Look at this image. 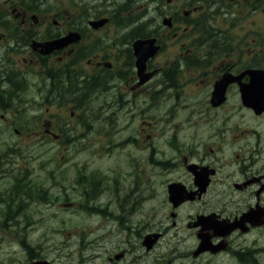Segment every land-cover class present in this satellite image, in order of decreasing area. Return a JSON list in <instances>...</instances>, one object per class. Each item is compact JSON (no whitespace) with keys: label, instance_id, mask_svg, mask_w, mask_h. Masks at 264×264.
Listing matches in <instances>:
<instances>
[{"label":"flooded vegetation","instance_id":"flooded-vegetation-1","mask_svg":"<svg viewBox=\"0 0 264 264\" xmlns=\"http://www.w3.org/2000/svg\"><path fill=\"white\" fill-rule=\"evenodd\" d=\"M94 1L75 0L73 12H57L50 0H0V117L8 121L7 117L27 113L20 102L40 94L52 116L74 117L82 98L108 115L120 110L129 119L120 129L117 146L146 150L149 163L158 167L155 175L167 181L163 190L172 184L171 191L177 194L176 201L168 198L176 216L173 227L178 225L177 210L189 208L193 255L204 241L212 249L194 256L210 253L221 264L225 252L240 264H264L258 240L264 229V0H240L247 4L246 25L226 29L158 25L147 34L124 27L123 13L112 11V0H100L105 3L103 11L84 12L80 7L81 2ZM133 1L139 0L129 2ZM102 19L103 24L90 26L91 20ZM146 37L156 38L159 48L140 67L133 43ZM58 39L61 43L48 45ZM177 71L182 92L173 90ZM247 83L254 108L242 103L241 87ZM44 121L51 130L53 121ZM106 173H75L74 191L83 197L79 205L86 203L84 196L104 189L116 192L119 212L129 211V205L138 210L144 200L138 191L152 174L137 170V183L124 186ZM182 197L189 199L181 201ZM122 218L116 216L119 224ZM257 231L256 253L235 247ZM162 239L145 251L152 252ZM98 255L109 264L141 261L128 247L108 246ZM157 259L155 264H167Z\"/></svg>","mask_w":264,"mask_h":264},{"label":"rangeland","instance_id":"rangeland-1","mask_svg":"<svg viewBox=\"0 0 264 264\" xmlns=\"http://www.w3.org/2000/svg\"><path fill=\"white\" fill-rule=\"evenodd\" d=\"M58 1L60 7H53L57 12H73L74 6L72 3L65 0ZM200 1L204 3L206 0ZM217 1L218 2L207 5L205 9L208 13L216 14L224 18H232L235 24H247V20H245L247 16H244V12H242L243 9H241L242 4H237L238 1H234L233 3H224L221 0ZM55 3H57V0H55ZM172 3V15L174 16L176 13L181 15L184 10L192 9L194 6L199 5L193 0H173ZM81 6L87 8L91 5L81 2ZM168 8L169 6L166 0H160L159 6L150 3L148 0H140L133 5V12L134 14H141L142 17L140 16L137 22L134 23L136 26L142 24L146 17L148 20L147 24H153L155 21L153 15H156V17L160 16L161 23L162 17L163 15L165 16ZM124 9L125 6H118V10L124 11ZM178 14L176 16L180 17ZM123 15L125 17L128 16L125 14V11ZM240 15L241 17H239ZM135 16L136 15L126 17V22L130 23ZM134 28V24H130V29ZM178 82L181 83L180 79ZM127 119L129 118H126L120 110L117 112V125L119 130L115 131V137L109 139L106 143L107 146L113 145L119 140L121 136L120 129L126 124ZM97 124L98 120H95L93 127H96ZM136 124L135 122L130 128ZM141 124L142 117L140 116L138 118L139 127ZM130 128L128 133H133ZM110 135L108 126H102L94 133L93 140L103 143ZM40 137L36 135L32 136L31 139H23L9 131L0 133V154L5 151L10 144L22 146V149L18 152V162L10 164V170L6 174L0 173V207L6 210L8 205H15L21 211V218H23L25 213L24 208H27L29 212L33 214V219L40 228L31 231L28 236L26 222L24 220L22 221L24 223L21 225L24 229V233H18L17 237H14V232L11 230L7 231L0 229V264H29L27 262L28 257L26 250L21 242L23 235H25L26 238L28 236L30 242L32 241L37 247H40L39 243L43 244L45 248L49 247L52 250L49 254L53 255L50 258H55L56 264H109L98 255L99 252L103 251L108 246L117 247L118 249H120V247L132 248L133 258L138 259L140 257L141 261L138 264H155L157 258L158 263L164 261L167 264L189 263L190 258L185 255V253H189L193 248L192 240L187 239L189 230L187 227L189 208L179 210L178 225L173 227L171 225L172 219L170 218L173 207L169 205L168 195L163 190L167 181L161 180L155 175L158 167L157 165L153 166L149 163V153L146 154V150L140 148L136 150L132 148L134 145H127L125 148H115L111 153H108L97 147L99 143H91L89 138L82 139L86 140L84 142H80L82 140H78L77 143L72 142L71 149H68V147L65 149L62 148V146H65L62 144L73 140L69 138H64L62 144L58 143V141H51L43 147L42 144L39 143ZM157 142H159V140L155 139L154 144L157 145ZM93 145H96L95 149ZM160 147L161 146L157 145V149ZM43 162L48 164V175L42 170V167L44 168L45 165V163L42 165ZM76 162L82 166L85 172H89L90 170L107 172L106 174L116 177L124 186L137 181V170L139 172L145 171V173L140 174H152L151 178L146 181V184H141L143 190H141L139 194L144 195L142 205L134 213L127 212L123 214L126 219V224L124 226L119 224L115 219L107 217L108 214L105 211L102 212L100 218H94L95 213H91L88 209L80 208L78 203L75 205L67 203L66 200L73 202L77 197L73 187ZM1 170H5V167ZM20 175H27L29 177H33L34 175L40 182L43 181L47 186L56 189V192L60 190L61 203H54L51 201L43 203L42 201L44 200L37 201L36 199H31L30 203L24 205V183L19 185L20 188H16V191L21 189L19 193L10 191V188L15 183V178H20ZM62 184H64L66 188L65 191L61 188ZM12 189L13 188H11V190ZM97 191L102 192L101 195L104 197V202L113 197L111 191H106L104 189H97ZM65 193L68 195H65ZM124 193L125 190L123 191V194ZM116 202L117 206L116 203L112 202L111 205L113 208H108V211L118 213L119 202ZM166 203H168L170 207H165ZM61 205L66 208H61ZM56 208L62 213L61 216ZM64 210H66V212H64ZM1 217L2 213L0 214V219ZM26 221L27 225H29L30 221ZM94 225H97V227H92ZM128 225H130V227ZM152 230H161L165 232V235L159 246L152 250V252H146L144 246L141 245L143 236H140L139 233L143 235L145 232ZM75 232L84 236L80 241L85 242L84 244L78 245L80 237L77 236ZM180 235L183 236L180 237ZM257 236L258 231L253 232L247 237L238 240V242L235 243V247L247 252L250 248L256 246L253 244V241ZM250 238L252 242H249ZM258 240L260 242L262 241L260 246L261 250H264V235L259 237ZM135 246L142 249H133ZM56 247H58V249L54 250L53 248ZM95 249L97 251L96 253L93 252ZM40 252L41 255L44 254L43 251L40 250ZM90 256H93V260H90ZM226 256H228L227 253L221 254L222 258ZM210 257L211 259L207 261ZM229 257L223 258L224 264H228ZM182 259L185 261H182ZM193 259H195V257H193ZM216 262V259L212 256H209L207 259H197L198 264H218ZM194 263L195 261L192 264Z\"/></svg>","mask_w":264,"mask_h":264},{"label":"water","instance_id":"water-1","mask_svg":"<svg viewBox=\"0 0 264 264\" xmlns=\"http://www.w3.org/2000/svg\"><path fill=\"white\" fill-rule=\"evenodd\" d=\"M144 44H146V43H144ZM137 45H138V44H137ZM137 45H136V46H137ZM148 48H149V46H148ZM146 50H147V47H143V48L139 49V51H138V54H139V56L141 57L142 62L144 61L145 57L148 55V54L146 53ZM143 52H144V54H143ZM244 100H245V103H247V104L250 103V100L248 99L247 96L244 97Z\"/></svg>","mask_w":264,"mask_h":264}]
</instances>
